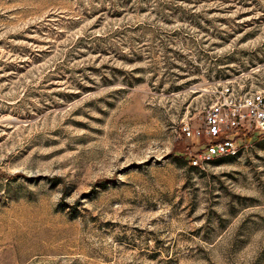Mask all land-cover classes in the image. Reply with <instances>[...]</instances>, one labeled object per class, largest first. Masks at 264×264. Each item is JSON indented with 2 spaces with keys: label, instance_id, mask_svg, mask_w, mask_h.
Wrapping results in <instances>:
<instances>
[{
  "label": "rangeland",
  "instance_id": "374dc122",
  "mask_svg": "<svg viewBox=\"0 0 264 264\" xmlns=\"http://www.w3.org/2000/svg\"><path fill=\"white\" fill-rule=\"evenodd\" d=\"M228 84L264 0H0V264H264V133L191 163Z\"/></svg>",
  "mask_w": 264,
  "mask_h": 264
},
{
  "label": "built area",
  "instance_id": "2783aa9c",
  "mask_svg": "<svg viewBox=\"0 0 264 264\" xmlns=\"http://www.w3.org/2000/svg\"><path fill=\"white\" fill-rule=\"evenodd\" d=\"M204 122L207 140L199 152L191 155V163L199 167L215 158L239 153L242 145L232 137L235 129L264 132V89L240 91L233 85H225L206 111ZM203 130L198 129L197 133L201 134ZM183 131L187 135L196 132L189 123L185 124Z\"/></svg>",
  "mask_w": 264,
  "mask_h": 264
},
{
  "label": "trees",
  "instance_id": "16d2710c",
  "mask_svg": "<svg viewBox=\"0 0 264 264\" xmlns=\"http://www.w3.org/2000/svg\"><path fill=\"white\" fill-rule=\"evenodd\" d=\"M232 137L236 140L238 144L243 145L245 141H248L252 137V132L244 128H237L233 131Z\"/></svg>",
  "mask_w": 264,
  "mask_h": 264
}]
</instances>
